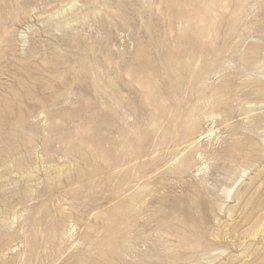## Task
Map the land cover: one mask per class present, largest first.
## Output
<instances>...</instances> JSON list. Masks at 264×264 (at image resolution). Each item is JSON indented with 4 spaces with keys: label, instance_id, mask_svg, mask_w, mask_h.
I'll return each mask as SVG.
<instances>
[{
    "label": "rangeland",
    "instance_id": "rangeland-1",
    "mask_svg": "<svg viewBox=\"0 0 264 264\" xmlns=\"http://www.w3.org/2000/svg\"><path fill=\"white\" fill-rule=\"evenodd\" d=\"M0 264H264V0H0Z\"/></svg>",
    "mask_w": 264,
    "mask_h": 264
},
{
    "label": "bare ground",
    "instance_id": "bare-ground-1",
    "mask_svg": "<svg viewBox=\"0 0 264 264\" xmlns=\"http://www.w3.org/2000/svg\"><path fill=\"white\" fill-rule=\"evenodd\" d=\"M193 5H194V4H193ZM209 6H210V5H209ZM210 9H211V7H210ZM191 12H192V11H191ZM198 15H199V13H198ZM194 16H196V15H194ZM203 17H204V16H202L201 19H202ZM189 18H190V17H189ZM198 18H199V17H198Z\"/></svg>",
    "mask_w": 264,
    "mask_h": 264
}]
</instances>
